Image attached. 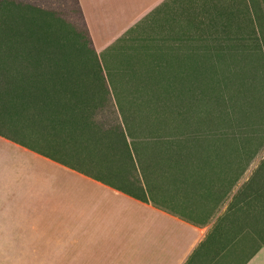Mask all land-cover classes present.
Wrapping results in <instances>:
<instances>
[{"label":"trees","instance_id":"1","mask_svg":"<svg viewBox=\"0 0 264 264\" xmlns=\"http://www.w3.org/2000/svg\"><path fill=\"white\" fill-rule=\"evenodd\" d=\"M73 1L80 23L72 19V26L46 7L0 0V106L32 130L31 140L21 143L74 168L102 165L120 156L147 182L191 181L197 211L209 214L231 198L226 212L235 220L240 212L264 243V160L233 191L261 139L262 131L251 129L250 117L257 113L253 91L264 99V43L262 72L250 79L254 88L240 84L225 94L215 87L209 99L207 95V108L192 118L184 112L181 118L156 116L157 100L148 104L145 91L134 98L133 89L118 87L124 79L104 71L79 1ZM79 25L94 57L79 51ZM192 58L196 62L204 57ZM219 80L232 83L228 76Z\"/></svg>","mask_w":264,"mask_h":264},{"label":"crops","instance_id":"2","mask_svg":"<svg viewBox=\"0 0 264 264\" xmlns=\"http://www.w3.org/2000/svg\"><path fill=\"white\" fill-rule=\"evenodd\" d=\"M78 1L98 52L157 11L182 7ZM31 132L0 106V227L21 237L28 264H264L255 225L226 212L231 198L209 214L197 211L191 181L147 182L120 156L74 168L21 143Z\"/></svg>","mask_w":264,"mask_h":264},{"label":"rangeland","instance_id":"3","mask_svg":"<svg viewBox=\"0 0 264 264\" xmlns=\"http://www.w3.org/2000/svg\"><path fill=\"white\" fill-rule=\"evenodd\" d=\"M192 1L182 0V7L157 11L150 19L127 29L107 48L96 50L104 71L117 80L124 79L118 87L127 92L133 89L136 99L145 91L144 99L148 104L158 101L155 103L158 110L153 112L156 116L181 118V112L189 118L198 116L207 108L208 93L215 87L225 90V94L240 84L253 87L255 81L250 79H258L262 72L264 0H197V7H189ZM16 2L23 7H46L48 13L68 20L72 26V19L80 18L73 0ZM79 26V51L94 57L85 29ZM63 35L70 37L65 32ZM193 54H201L204 58L195 62ZM86 66L92 67L88 61ZM227 76L232 77V83L221 84L219 79ZM253 95L258 103L254 106L257 113L250 117L251 129L261 130V139L255 143L256 150L233 191L247 181L264 160V104H261L264 99L254 91ZM12 231L0 227V264H28L30 253L19 250L26 246L21 245V237L13 236Z\"/></svg>","mask_w":264,"mask_h":264}]
</instances>
